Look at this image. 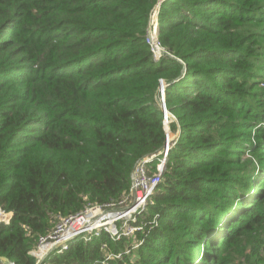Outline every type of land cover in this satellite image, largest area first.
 Instances as JSON below:
<instances>
[{
	"label": "trees",
	"instance_id": "trees-1",
	"mask_svg": "<svg viewBox=\"0 0 264 264\" xmlns=\"http://www.w3.org/2000/svg\"><path fill=\"white\" fill-rule=\"evenodd\" d=\"M158 1L0 0V259L35 264L59 219L129 194L166 143L163 82L177 136L139 246L102 232L47 263L264 264V0L164 1L155 61Z\"/></svg>",
	"mask_w": 264,
	"mask_h": 264
},
{
	"label": "built area",
	"instance_id": "built-area-1",
	"mask_svg": "<svg viewBox=\"0 0 264 264\" xmlns=\"http://www.w3.org/2000/svg\"><path fill=\"white\" fill-rule=\"evenodd\" d=\"M164 1L166 0H163L162 3ZM159 8L160 5L157 3L152 10L146 35V43L149 45L155 61L166 55L157 39ZM162 84L163 82H160V86ZM160 95L162 96L161 90ZM173 120V118L164 117V127H166L165 125L168 126V123ZM165 122L167 123L165 124ZM172 139L168 138V133L166 132V143L163 149L158 153L145 156L135 163L130 174L129 194L119 202L106 207L87 205L82 212L59 219L51 232L47 236L40 237L36 248L29 253L35 258V264H48L47 259L49 256L61 254L77 238L89 241L93 237L99 236L102 232L116 239L130 238L141 230V227H132L129 223H134L136 216L144 211L148 199L159 183L168 151L172 146ZM155 161L157 162L156 171L152 173L149 170H151V166ZM10 218V213H4L0 210V222L8 223ZM127 227L131 229L126 232ZM118 230L123 232L124 235L119 234ZM132 238L134 241L131 247L125 251V254H129L131 250L139 246V242L134 237Z\"/></svg>",
	"mask_w": 264,
	"mask_h": 264
},
{
	"label": "rangeland",
	"instance_id": "rangeland-1",
	"mask_svg": "<svg viewBox=\"0 0 264 264\" xmlns=\"http://www.w3.org/2000/svg\"><path fill=\"white\" fill-rule=\"evenodd\" d=\"M159 93H160V91H159ZM157 103H158V106L159 107H162V106H164L165 105V102H164V97H162L161 95L159 96V99L157 100ZM167 111V110H166ZM169 114V113H168ZM170 120V119H169ZM166 127H165V132H167L168 133V138L169 139H172V140H174V138H175V136L177 135V134H175V133H172L171 131H169V128H168V126L167 125H165ZM159 164V163H158ZM151 169H152V171L151 170H149L150 172H153V171H155V169H153V166H151ZM163 171V170H162ZM136 219H137V216H136ZM131 223H129V225H130ZM131 226V225H130ZM132 227H134V226H132ZM129 229H131L130 227H127L126 228V232L129 230ZM118 232H119V234H123L124 235V233L123 232H120L119 230H118ZM123 238H127V237H123ZM133 241H134V239H133ZM132 241V242H133ZM131 242V243H132ZM132 245V244H131ZM109 257H113V256H109Z\"/></svg>",
	"mask_w": 264,
	"mask_h": 264
},
{
	"label": "water",
	"instance_id": "water-1",
	"mask_svg": "<svg viewBox=\"0 0 264 264\" xmlns=\"http://www.w3.org/2000/svg\"><path fill=\"white\" fill-rule=\"evenodd\" d=\"M162 1H163V0H161V1L159 0V1H158V4L161 5V4H162ZM164 87H165V84H164V83L159 87V91H160V90L162 91V97H164V94H163V89H164ZM160 109H161V111L163 112L164 117H166V118L169 117V118H171V119L173 118V117L170 116V115L168 114V112L166 111L165 105L162 106V107H160ZM173 119H174V118H173ZM166 123H167V122H165V124H166ZM176 136H177V135H176ZM176 136H175V137H176ZM0 261H1L2 264H10L9 261H8L7 259H5V258H1Z\"/></svg>",
	"mask_w": 264,
	"mask_h": 264
}]
</instances>
